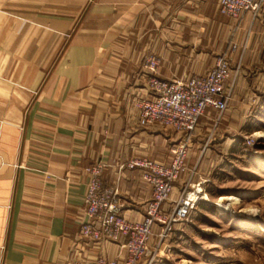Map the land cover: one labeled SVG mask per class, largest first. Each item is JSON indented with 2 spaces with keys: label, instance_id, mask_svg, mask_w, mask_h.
Wrapping results in <instances>:
<instances>
[{
  "label": "crops",
  "instance_id": "0c3cea01",
  "mask_svg": "<svg viewBox=\"0 0 264 264\" xmlns=\"http://www.w3.org/2000/svg\"><path fill=\"white\" fill-rule=\"evenodd\" d=\"M263 21L247 13L237 26L219 0H0V264L117 255L112 241L78 236L86 168L101 161L102 182H117L125 217L140 219L150 186L138 169L118 171L116 164L138 156L167 161L178 140L170 128L138 123L131 101L151 97L144 56L160 58L157 76L188 78L206 75L215 55L237 41L224 118L252 128V81L235 67L260 55L252 37ZM214 113L207 107L199 117L191 149L206 139ZM187 165L169 208L188 182L213 176L201 164Z\"/></svg>",
  "mask_w": 264,
  "mask_h": 264
},
{
  "label": "built area",
  "instance_id": "2783aa9c",
  "mask_svg": "<svg viewBox=\"0 0 264 264\" xmlns=\"http://www.w3.org/2000/svg\"><path fill=\"white\" fill-rule=\"evenodd\" d=\"M261 3L262 0H219V10L233 18L238 26L247 13L256 16ZM159 64L158 56H144L142 67L149 73L146 85L151 97H136L131 102L140 125L158 123L180 134V138L171 145L167 161L138 156L116 164L118 171L138 169L150 186L151 194L144 202L140 219L125 217L117 182L112 186L102 182L104 164L101 161L86 168L89 178L78 236L90 244L112 241L119 246V252L115 256L101 254L92 260L76 256L71 264H140L145 257L149 259L141 264H151L157 251V248L150 249L153 237L158 242L166 240L175 224L187 220L196 203L206 199L199 187L188 192L184 188L173 206L170 209L166 206L174 181L185 169L187 147L199 117L207 107L219 113L225 110L229 92L225 82L231 77L228 53H217L206 75L188 78H161L156 74Z\"/></svg>",
  "mask_w": 264,
  "mask_h": 264
},
{
  "label": "rangeland",
  "instance_id": "374dc122",
  "mask_svg": "<svg viewBox=\"0 0 264 264\" xmlns=\"http://www.w3.org/2000/svg\"><path fill=\"white\" fill-rule=\"evenodd\" d=\"M263 3L264 0L259 13L254 17L264 20L261 12ZM262 29V32L257 31V35L252 37L258 40L257 51L259 50L260 55L253 56L245 67L241 60L235 67V75L238 70H243L252 81L251 85L250 81L246 84L248 88L250 86L246 97L251 105V117L248 119L256 125L241 130L230 117L224 118L234 86L231 68V77L227 81H231L232 85L226 87L229 92L225 110L211 115L215 123H211L210 128L203 131L206 139L199 147L191 149L195 132L187 147L184 171L188 163L189 167L197 163V168L201 164L204 172L211 170L215 178L207 174L200 183L188 182L184 188L188 192L199 187L201 194L206 193L207 198L196 203L187 220L175 224L166 240L158 242L157 237H153L150 249L157 248V251L151 264H264V28ZM235 34L234 32L233 38ZM247 37L248 35L246 39ZM237 46V41H231L227 48L219 51H227L230 67L231 53ZM255 116L256 118H252ZM177 135L179 139L180 134ZM239 136L241 142L230 143V138ZM225 137L229 140L225 141ZM233 144L236 150L232 149ZM224 169L226 172H221ZM228 195L237 199L223 198ZM225 203L230 205L219 210L218 205H226ZM166 206L170 209L168 203ZM148 259L149 257H145L143 261L147 262Z\"/></svg>",
  "mask_w": 264,
  "mask_h": 264
},
{
  "label": "bare ground",
  "instance_id": "6f19581e",
  "mask_svg": "<svg viewBox=\"0 0 264 264\" xmlns=\"http://www.w3.org/2000/svg\"><path fill=\"white\" fill-rule=\"evenodd\" d=\"M223 198H225V199H227V200H233V199H237L236 197H234V196H232V195H228V196H225V197H223ZM221 199H222V197H221ZM234 203V202H233ZM226 204V203H225ZM227 204H229V203H227ZM223 205V204H219L218 205V209L219 210H224V209H226V207H228V205ZM230 205V204H229Z\"/></svg>",
  "mask_w": 264,
  "mask_h": 264
}]
</instances>
